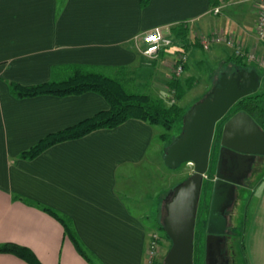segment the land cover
I'll return each mask as SVG.
<instances>
[{
  "label": "crops",
  "instance_id": "0c3cea01",
  "mask_svg": "<svg viewBox=\"0 0 264 264\" xmlns=\"http://www.w3.org/2000/svg\"><path fill=\"white\" fill-rule=\"evenodd\" d=\"M213 1L0 0V244L26 246L42 264H146L150 230L139 211L149 206L128 199L123 190L133 187L134 171L143 165L159 127L131 118L56 143L35 158H23L22 153L46 135L92 117L109 104L93 91L20 97L12 83L62 80L75 64L104 72L135 66L141 60L140 37L157 27L169 28L166 34L174 42L150 62L152 69L163 70L181 50V39L170 32L182 24L189 28V59L195 55L200 64V49L214 51L230 68L221 69L220 79L223 73L231 76L244 68L229 61L234 49L223 43L204 49L199 37L222 31L250 45L258 11L253 0H218L222 12L210 15ZM188 68L183 80L179 76L185 86L192 82L184 96L198 83ZM158 83L150 80L147 93L165 96V85ZM184 96H175V102L183 106ZM252 188L241 200L242 257L246 264H264V164ZM43 205L72 219L93 263ZM0 264L30 263L0 252Z\"/></svg>",
  "mask_w": 264,
  "mask_h": 264
},
{
  "label": "water",
  "instance_id": "95a60500",
  "mask_svg": "<svg viewBox=\"0 0 264 264\" xmlns=\"http://www.w3.org/2000/svg\"><path fill=\"white\" fill-rule=\"evenodd\" d=\"M263 75L243 68L229 76L223 73L218 84L187 111L181 134L167 147L165 163L178 168L193 163L194 173L178 186L167 204L165 226L172 241L163 264H195V225L203 177L211 165V152L218 123L241 98L257 92ZM220 156L208 214L205 264H225L223 242L228 231L226 211L236 200L238 185L264 155V130L255 118L241 110L223 122ZM218 132V133H219ZM218 137V136H217Z\"/></svg>",
  "mask_w": 264,
  "mask_h": 264
},
{
  "label": "rangeland",
  "instance_id": "374dc122",
  "mask_svg": "<svg viewBox=\"0 0 264 264\" xmlns=\"http://www.w3.org/2000/svg\"><path fill=\"white\" fill-rule=\"evenodd\" d=\"M255 1L254 7L257 9L256 13V23L255 29L258 25V17L259 10L261 9L259 5H261L260 1ZM242 3V2H241ZM213 7V6H212ZM212 7L210 10V15H215L212 12ZM220 14V13H219ZM218 15V14H217ZM170 35H173V32H170ZM213 34L216 33H224L222 31H213ZM227 36L234 37V34H227ZM250 45H245L242 43L243 49L248 52L249 56H237L235 53L232 55L237 56L244 60L250 67L256 68L260 73L264 76V40L260 41L257 37L256 30L253 39L249 42ZM233 48V47H232ZM142 49V47H141ZM174 49V48H173ZM199 52L203 55V62L200 64L197 62V57L193 55L192 58L189 59L188 62V70L189 75H195L198 83L195 87L189 91L184 98L181 100V104L187 109V111L192 107V104L203 99L209 92L212 91L213 86L218 84L220 79L221 69L226 68L230 70L229 65H222L221 57H215L214 51L204 52L203 50H199ZM253 54V56L251 55ZM210 56V57H209ZM175 57V55H174ZM213 58V59H212ZM140 62L132 67L119 68L117 71H109L104 72L93 68L97 72L104 73L106 75H110L117 79H120L122 83L125 84L128 90L133 92L147 93L149 92L150 80L156 79L157 82L161 81L164 85L162 87L165 89V93L162 94H153L156 97L164 98L167 104L172 103L173 91L169 88V80H172L176 77L175 74V60L172 63H166V67H163V70L157 71L152 69L151 57L146 56L141 51ZM148 63H146V62ZM145 62V63H144ZM248 69H251V68ZM220 71V72H219ZM230 73V71H229ZM215 77L211 79L214 75ZM231 74V73H230ZM185 73L180 75V78L183 80L185 78ZM211 80V81H210ZM162 83H158L161 85ZM213 83V84H212ZM155 89V88H154ZM203 92L205 93L203 95ZM176 95V93H175ZM176 99V98H175ZM175 102V101H174ZM191 106V107H190ZM234 107V106H233ZM232 109V108H231ZM232 110L228 112L231 113ZM187 113V112H186ZM184 124V123H183ZM183 124L178 123L176 127H174L172 133L175 136V139L181 134L183 130ZM223 124V123H222ZM158 126V125H157ZM158 130L150 144L146 159L139 168L135 169L134 175L135 183L132 185L133 187H129L128 185L125 190V195L130 200H138L139 202L147 204L149 207L140 209L139 213L143 217L144 221L147 223L149 227V240L152 239L153 235H157L158 240V250L155 254L152 261L150 259L147 260L146 253V264H163L165 261V257L172 246V241L168 236L166 226H165V218L167 215V204L172 200V197L181 184H183L191 175L194 173V164L192 163H183L178 168L169 167L164 160V155L166 153L167 147L170 145L165 140L161 138V134L165 132V129L161 126H158ZM182 128V130H181ZM174 139V140H175ZM173 140V141H174ZM172 141V142H173ZM215 142V140H214ZM220 148L212 149V161H211V170L216 172L218 160L220 156ZM253 169L249 173V176L244 180V184L242 186H237L236 191V200L231 208L227 209L226 213L228 217V231L229 233L225 235L223 242V251L226 257L225 264H246L242 257V250L240 247L242 243V198L250 196L256 183L258 175L261 173V167L264 164V155H260L257 157L255 163H253ZM131 175V174H130ZM129 175V176H130ZM128 176V175H127ZM131 178L127 177L126 180L129 181ZM134 180V179H133ZM214 180L207 172V174L203 177L200 198L198 202L197 214H196V225H195V240L197 243L204 241L206 243L207 236V222L210 212L212 192L214 186ZM208 185V186H207ZM122 186H124L122 181ZM120 185V187H122ZM245 186V187H244ZM129 187V188H128ZM201 238V240L199 239ZM195 243V242H194ZM203 244V243H202ZM149 250V246L147 247Z\"/></svg>",
  "mask_w": 264,
  "mask_h": 264
},
{
  "label": "trees",
  "instance_id": "16d2710c",
  "mask_svg": "<svg viewBox=\"0 0 264 264\" xmlns=\"http://www.w3.org/2000/svg\"><path fill=\"white\" fill-rule=\"evenodd\" d=\"M143 2L146 3L148 0H143ZM219 4L218 0L212 2L213 7ZM176 28L177 29H173L172 32L176 33V36L181 39L179 42L181 45V51L187 52L188 43H186V41L188 40L187 32H189V28L185 24ZM229 61H232L241 68L250 67L241 58L234 55L230 57ZM69 67L71 73L62 80H52L37 85L12 83V89L14 93L20 97L39 94L69 95L93 91L104 96L108 101L109 108L102 110L75 125L46 135L37 144L24 151L21 155L23 158H35L45 149L56 143L82 137L99 128H114L131 118L142 119L152 125L163 127L165 132L161 134V138L168 144H171L175 139L172 131L178 123L183 124L184 116L187 112L185 107L179 105L177 102L167 104L164 98L156 97L149 93L130 91L120 79L97 72L91 66L75 64ZM187 68L188 63L185 64V69ZM186 84V86L181 84V79L179 77H175L171 80L170 86L176 91L175 96L178 99L184 96L186 89L191 87L192 82L187 81ZM231 110L232 112L225 116L227 119L235 113L244 110L248 112L249 115L253 116L264 129V82L257 92L241 98L235 103ZM222 123L219 128L220 132L222 130ZM208 172L210 174V169ZM42 209L63 224L67 235L71 238L77 250L88 261L93 263L92 255L89 253V250L86 248L82 239L73 227L72 219L67 215L60 213L53 207L43 205ZM199 239L201 240V238ZM200 243L201 244H199V242L197 243L196 240L194 243L195 264H205L204 250L206 248V243L204 241ZM240 247H242V243ZM0 252L17 255L30 264H42L30 248L18 243L6 242L0 244Z\"/></svg>",
  "mask_w": 264,
  "mask_h": 264
},
{
  "label": "built area",
  "instance_id": "2783aa9c",
  "mask_svg": "<svg viewBox=\"0 0 264 264\" xmlns=\"http://www.w3.org/2000/svg\"><path fill=\"white\" fill-rule=\"evenodd\" d=\"M261 5L259 10V17H258V25L256 26V34L260 41L264 40V0H260ZM222 5H217L212 7V12L217 15L222 12ZM169 28H161L157 27L153 30H150L146 33H143L140 39L143 42L142 52L151 58H155L162 48L170 47L174 44L173 39L167 36L166 32ZM199 42L203 46L204 49H211L213 44L215 43H223L227 44L228 46L233 47L234 53L237 56H244L248 57L249 53L245 51L242 47V43L235 39L234 37H229L227 34L224 33H216V34H209L203 35L199 37ZM253 56V54H251ZM189 60V53L184 51H178L176 53V60H175V74L176 77H179L185 71V64L188 63ZM173 98L172 102L175 101V93L176 91L173 89ZM193 164V163H192ZM153 238L149 240L148 246L149 250H147V260L154 258L155 254L158 250V240L157 235H153Z\"/></svg>",
  "mask_w": 264,
  "mask_h": 264
},
{
  "label": "flooded vegetation",
  "instance_id": "af4514ba",
  "mask_svg": "<svg viewBox=\"0 0 264 264\" xmlns=\"http://www.w3.org/2000/svg\"><path fill=\"white\" fill-rule=\"evenodd\" d=\"M232 116H233V115H232ZM226 119H227V118H226ZM226 119H224L222 122H225ZM222 122L218 123V126H217V128H216V129H217V131H216V140H215L214 145H213V149H214L215 151H216V149L218 148V146H219V147L221 146L220 141H219L221 136L219 135L218 132L220 131L219 128L221 127V123H222ZM217 136H218V137H217ZM211 159H212V154H211ZM211 161H212V160H211ZM210 169H211V168H210ZM210 174H211V176H212L213 178L216 177V172H215V171H212V170H211V173H210ZM246 178H247V177H246ZM246 178L242 179V180H243V184H244V180H245ZM214 181H215V180H214ZM238 186H242V185H238ZM213 187H214V186H213ZM211 200H212V199H211ZM210 207H211V206H210ZM229 208H231V207H229ZM229 208H228V209H229ZM209 213H210V212H209Z\"/></svg>",
  "mask_w": 264,
  "mask_h": 264
}]
</instances>
